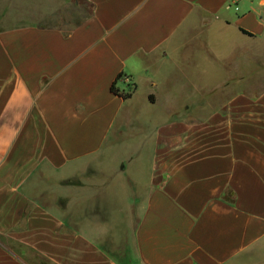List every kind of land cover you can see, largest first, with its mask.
<instances>
[{
    "label": "crops",
    "instance_id": "obj_1",
    "mask_svg": "<svg viewBox=\"0 0 264 264\" xmlns=\"http://www.w3.org/2000/svg\"><path fill=\"white\" fill-rule=\"evenodd\" d=\"M260 73L264 0H0V264H264Z\"/></svg>",
    "mask_w": 264,
    "mask_h": 264
},
{
    "label": "rangeland",
    "instance_id": "obj_2",
    "mask_svg": "<svg viewBox=\"0 0 264 264\" xmlns=\"http://www.w3.org/2000/svg\"><path fill=\"white\" fill-rule=\"evenodd\" d=\"M47 2L49 3V1H47ZM63 10H65V9H63ZM63 10H62V12H63ZM79 12H81V9L78 10L77 8H72L70 10V13H71L70 15L72 16L73 20H77L79 18V16H80ZM45 19L48 20V16H45ZM251 69H252V67H251ZM258 77L262 78V79H250V81H249L250 88H252V89H261L263 87V85H264V73L263 74L260 73L258 75ZM191 82L192 81L188 82L190 86L186 85L184 90L181 91L183 95L180 94L177 97L170 96V97H172L174 99L175 105H181L182 102H185V101H189V102L193 101L194 102V101L203 100V98L200 95L198 96L195 93L196 90L192 87ZM185 83H187V82H185Z\"/></svg>",
    "mask_w": 264,
    "mask_h": 264
},
{
    "label": "trees",
    "instance_id": "obj_3",
    "mask_svg": "<svg viewBox=\"0 0 264 264\" xmlns=\"http://www.w3.org/2000/svg\"><path fill=\"white\" fill-rule=\"evenodd\" d=\"M244 32L247 33V34H250L249 32H247L245 30H244ZM250 35H252V34H250ZM113 90H114V92L122 95L125 99H127V98H129L131 96V95H127V94L122 93L119 89L116 88L115 84L113 85Z\"/></svg>",
    "mask_w": 264,
    "mask_h": 264
},
{
    "label": "built area",
    "instance_id": "obj_4",
    "mask_svg": "<svg viewBox=\"0 0 264 264\" xmlns=\"http://www.w3.org/2000/svg\"><path fill=\"white\" fill-rule=\"evenodd\" d=\"M120 78H125L126 79V81H129V79L128 78H126V77H124V76H120Z\"/></svg>",
    "mask_w": 264,
    "mask_h": 264
}]
</instances>
